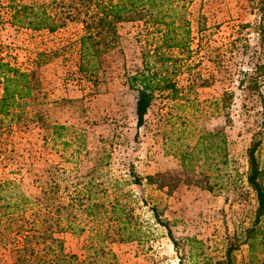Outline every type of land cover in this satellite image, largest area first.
Wrapping results in <instances>:
<instances>
[{
    "label": "rangeland",
    "instance_id": "rangeland-1",
    "mask_svg": "<svg viewBox=\"0 0 264 264\" xmlns=\"http://www.w3.org/2000/svg\"><path fill=\"white\" fill-rule=\"evenodd\" d=\"M5 1L0 61L33 71L37 88L26 100L25 121L0 125V182L13 180L32 198L56 182L64 201L96 184L99 203L108 208L119 202L138 226L122 240L109 213L99 211L90 225L79 210L74 221L81 231L53 234L62 250L88 260L92 243L112 252L118 264H224L226 248L234 244L231 264L261 262L262 245L256 241L250 249L244 235L256 206L245 180L246 149L254 139L255 157L264 163V74L252 88L243 73L264 64V0L186 4L187 50L165 49L169 60L151 57L147 63L165 73L175 92L155 89L138 127L136 92L125 78L142 68V52L151 50L153 34L142 21L117 24L118 43L93 84L77 72L80 22L34 31L10 22ZM54 125L62 128L54 131ZM208 132L216 136L203 138ZM189 150L192 159L182 164L179 154ZM150 206L168 222L175 247ZM0 264H15L8 246H0Z\"/></svg>",
    "mask_w": 264,
    "mask_h": 264
},
{
    "label": "trees",
    "instance_id": "trees-1",
    "mask_svg": "<svg viewBox=\"0 0 264 264\" xmlns=\"http://www.w3.org/2000/svg\"><path fill=\"white\" fill-rule=\"evenodd\" d=\"M191 0H47V2H25V0H6L10 22L14 25L34 31H54L65 20L81 23L82 32L78 37L77 72L93 84L104 72L106 54L118 43L117 24L124 21H142L151 30V50L142 52V68L126 76L128 88L136 92L134 101L135 125L142 124L146 110L155 89L175 92L174 85L165 73L150 68L149 58L167 61L165 49L187 50L190 40L188 21L185 20V7ZM264 74V64L254 63L253 70L244 72L249 76L250 87H255L256 76ZM241 82V80L239 81ZM0 125L5 127L11 123H21L27 118L26 100L33 97L37 80L33 71H19L0 61ZM262 114H264V103ZM54 125L52 129H61ZM216 136L213 132L202 135ZM225 145V136H221ZM259 139H254L246 149L248 170L246 183L253 190L256 206L249 227L245 229L244 241L252 249L258 241L264 250V163L259 164L255 150ZM189 152L179 154L180 162L191 161ZM188 158V160H187ZM187 160V161H185ZM147 181L151 176L144 177ZM135 179V177L133 178ZM134 181H139L137 178ZM56 182L41 187L37 197L24 194L13 180L0 182V246H8L13 252L15 264H118L114 254L103 246L89 243L93 257L78 259L75 254L65 253L60 239L54 232H79L82 226L74 221L76 211H83L91 218L93 225L99 211L109 213L116 221L115 233L122 239H131L138 232V226L126 217L125 207L119 202L106 208L97 199L99 191L96 184L84 191L74 192L64 201V195ZM61 194V195H60ZM152 217L161 225L166 236L175 247L176 240L172 236L166 220H161L155 208L150 206ZM88 218V219H89ZM97 227V228H96ZM94 225L93 235L100 236L101 226ZM93 228V226H92ZM91 228V229H92ZM197 242L189 239L188 242ZM193 246H190V249ZM234 244H228L224 254V264H231L230 251ZM176 264H181L180 260ZM258 264H264V259Z\"/></svg>",
    "mask_w": 264,
    "mask_h": 264
}]
</instances>
